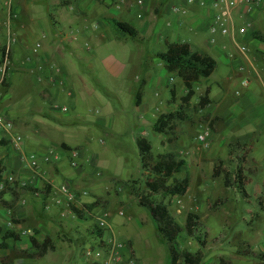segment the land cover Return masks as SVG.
<instances>
[{"label":"crops","instance_id":"crops-1","mask_svg":"<svg viewBox=\"0 0 264 264\" xmlns=\"http://www.w3.org/2000/svg\"><path fill=\"white\" fill-rule=\"evenodd\" d=\"M199 1L142 0L138 3V0H0V34L2 39H7L8 34L6 42L10 48L11 63L6 85L0 84V87L3 90L10 88V79L14 73H21L29 77V85L33 86L39 100L45 104L39 106L40 113L35 118L36 129L27 136L26 143L22 142L20 150L11 144L8 139L10 135L0 137V183H4V188L0 189V244H2L0 264H32L33 260L37 259H42L39 264H52L47 252L41 257L34 255L30 237L34 236L42 241L47 236L51 239L52 245L55 243L54 237L48 234L45 227L50 220L47 217L44 219L45 216L38 217L40 211L37 214L34 212L26 196L30 202L37 205L34 201L36 198L29 192L31 191L29 188L22 186V182L31 185L34 190H40L39 202L49 211L53 206L46 204V201L50 197L55 198L54 175L63 171L62 164L67 161L68 155L76 153L80 160L86 157V152L79 148L78 144L92 142V135L88 130L100 128L114 131L127 121L126 104L122 103L125 107H113L92 84L91 81L98 79L90 78L86 71L80 68V64L83 63L97 71L98 65L95 62L99 61L108 75L118 81L117 85H103L106 86L108 96L114 98L128 96L129 111L134 114L135 123L149 124L153 129L158 116L161 113H170L167 112L172 108L170 104H175L174 98L182 97L186 89L184 87V94L180 95L175 87L170 88L171 98L160 100L159 89L167 85V78L160 74L154 75L149 66L154 60L156 64L166 69L159 55L166 51L168 43H181L184 54L190 55L193 52L206 54L215 60V68L220 61L225 67L215 79L219 89L215 95H211V86L205 84L204 91L209 92V102L200 109L202 113L210 115V120L216 119L217 126L215 125L213 136H218L220 132L229 131L240 124L244 126L253 123L252 129L255 131L264 128V0H250L249 4L244 0H237L235 6H230L227 0H204L203 6L198 4ZM100 5L105 6L106 10L97 12ZM174 7L178 11H175ZM216 12L223 14L228 33L210 31L209 27ZM246 22H250V26L245 33H239L238 27ZM118 23L127 24L130 31L121 29ZM165 27H171L173 32ZM181 28L191 32L187 38L188 43L179 40ZM11 33L14 34V38ZM146 34H151L152 38L154 36L156 42L163 41L164 47L156 51L152 50L154 46L149 50L145 49L142 41ZM81 35L84 40L80 38ZM92 37L95 40H102L99 44L101 46L90 44L88 40ZM127 37L137 40L128 42ZM211 37L215 40L211 41ZM6 42L1 43L0 39V59ZM166 71L170 73L172 78L170 80L178 76L176 71L169 72L167 69ZM212 73L208 77L200 78L195 84L203 82L204 79L208 82L207 79ZM153 87L156 89L153 95L158 96L157 103H160L158 107L151 104L150 89ZM91 101L99 103V107H87ZM244 114L247 118L243 116ZM25 126L26 122L22 127ZM65 126L70 128L65 137L54 141L53 132L63 131ZM17 127L19 128L12 121V134H20ZM80 128L85 130L82 137L74 130ZM144 132L134 137L135 142L138 137H145ZM161 132L166 134L165 131ZM164 138L165 136L163 140ZM232 142L239 144V141ZM230 144L231 142L228 148ZM59 149L63 152L62 155L67 156L64 158L55 156L50 162L44 160V156L50 150ZM23 153L36 154L39 170L29 168L28 159L22 156ZM202 156L206 157L207 154ZM202 156L195 152L194 157H191L192 164L196 165V161ZM203 160L205 162V158ZM221 160H216L217 165H220ZM251 161L250 167H247L246 163L247 170L245 167L244 172L251 173L258 169L257 160L253 157ZM81 165L82 163H79L78 170L74 171L76 182L68 179L79 193L85 190L83 184L87 177L82 173ZM184 167L185 162L178 175ZM10 175L16 178L15 182L7 181L6 178ZM179 177H183V174ZM187 194H190L188 190ZM183 197L185 196L173 195L172 200L176 202L177 199L181 203ZM193 197L194 199L184 208L187 213L198 214V231L204 226L203 231L208 237L200 215L202 208L208 207V201L204 204L201 199ZM93 199V196H82L81 207L87 204V201L91 203ZM54 207L58 208L55 202ZM260 207L264 209V202L260 201ZM181 213L182 210L179 208L175 214L171 212L183 227L187 213L183 221L180 218ZM2 220H6V223L2 224ZM108 225L109 230L103 236L105 238L101 240L102 243L109 237L117 238L118 234L121 235V231H116L111 223ZM8 231L13 232L14 236L4 238ZM119 238L124 242L123 258L116 264H140L131 239L122 235ZM179 240H182L181 234L177 247L185 250V238L181 244ZM247 247L250 254H240L238 249L232 251L233 254L222 251L217 261L210 264H264V249L256 251L249 245ZM199 248H203L206 256L205 246L200 245ZM59 253L57 252V255ZM82 258L89 262L77 264H92L93 261L100 264L96 256ZM60 263L64 264V261H56L55 264ZM167 264H171V260Z\"/></svg>","mask_w":264,"mask_h":264},{"label":"rangeland","instance_id":"rangeland-1","mask_svg":"<svg viewBox=\"0 0 264 264\" xmlns=\"http://www.w3.org/2000/svg\"><path fill=\"white\" fill-rule=\"evenodd\" d=\"M98 10L101 12L106 8L100 5L97 7V12ZM161 23L164 24L163 21ZM165 28L173 32L171 27ZM180 31L179 40L188 43L187 38L190 37L191 32L185 28H181ZM11 35L14 38V34L11 33ZM205 36H207V33ZM6 38L2 39L0 34L1 43L8 40V34H6ZM80 38L85 39L82 35ZM134 40L137 39L131 37L126 39L128 42ZM154 40L156 42L154 36L152 38L151 34H146L142 45L147 50L151 46H154L152 49L154 51L161 50L164 47V42H156L155 44ZM88 41L97 47L101 46L99 44L102 42V40H95L93 37ZM5 45L9 46L8 43ZM95 63L98 65L97 71H93L90 66L83 63L80 64V68L85 70L90 78L98 79V81H91L92 84L113 107H125L123 104H126L125 108L128 110L126 113L127 121L120 124L119 128L114 129L115 133L108 129H89L92 142L78 144L79 148L83 149L87 154L86 157H88L80 160L78 157L73 158L72 155H68L67 161L62 164L63 171L54 175L55 196L57 197L60 195L58 188L63 181L72 179L73 183L76 182L74 171L76 172L79 166H72L70 161L72 159L80 160L82 173L87 176L83 187L88 192L87 197L93 196L94 198L91 203L87 201L89 208L86 206H72L71 212L62 215L61 209L54 207L55 198L50 197L46 201V204L53 206L52 210L48 211L39 202L40 197L34 199L37 202L36 205L30 202L31 200L26 196L34 212L36 214L39 211L41 212L37 216H45L44 219L47 217L50 220L45 226L48 234L54 237L55 243L52 245V249L47 251L50 262L52 264H55L56 261H64V264L89 262L82 258V249L89 244L95 247L101 244L93 239L92 230L97 217L102 215L104 211L108 212L106 216L108 223H111L116 231H121L122 236H128L131 239L140 264H167L171 260L168 245L158 234L155 221L149 210L138 204L137 195L143 190L145 192V179L149 175L142 168L139 150L134 139L139 133L143 134L142 131H145V138L151 143V153L154 157L172 152L178 158L184 160L185 167L180 175L177 174V177L183 174V176L187 175L189 179L188 192L190 194L186 195V192L183 195L185 197L181 198V203L177 199L174 202L172 196L161 193L155 194L153 197L166 203L172 214H175L178 208L181 209L180 218L182 221L187 213L184 206L194 199L193 196L201 199L204 204L208 201V207L202 208L200 211L208 237L203 231L204 226L200 231L195 232V234H200L202 240H204L206 256L202 264L217 261L222 251L233 254L232 251L238 249L240 254L247 255L250 254L248 245L256 251L261 248L264 249V209L260 207V201L264 202V128L255 131L252 129L253 123L244 126L240 124L232 129L230 128L229 131L220 132V135L214 137L213 132L216 130L215 125L217 126L216 119L210 120L209 114L202 113L200 109L204 108L206 104L201 107L198 103L199 97L205 94V84L208 83L211 86L212 96L219 91L215 79L225 70L221 61L218 62L214 72L207 79L208 82L204 79L203 82L194 85L195 93L188 103H184L181 96L174 98L175 104H170L172 108L167 112L178 110L181 112L182 118L177 116L171 128L164 130L166 134L154 131L149 124L135 123L134 114L129 111L128 96L123 98L108 96L106 86L117 85L118 81L108 75L99 61ZM151 63L149 68L154 75L160 74L167 78V85L159 89L160 100L170 99V88L173 87L176 88L178 94H184V85L179 76L176 75L173 80H170L172 78H170V73L166 69L156 64L154 60ZM10 69L9 58V65L3 80L0 74V84L2 86L6 85L7 74ZM10 80V88L3 90L0 87V100H3L2 103L0 102V114L10 118L19 126L17 129L22 135L24 143H26L27 136L34 131L33 129H36L35 118L39 116V110L41 109L39 106L42 107L44 103L39 100L33 86L29 85V77L21 73H14ZM155 90L154 87L152 90L150 89L151 104L153 107H158V104H160L157 103L158 96L153 95ZM87 107L98 108L99 103L91 101ZM243 116L247 118L245 114ZM24 122L27 123V126L22 127ZM201 124L203 126H200ZM205 127L210 129L208 147H204L197 140V134ZM69 129L65 126L61 132L54 131L52 139L54 141L63 139ZM74 130H77L81 137L85 132L81 128ZM232 141H239V144ZM195 152H198L201 156L202 154H207V156H202L200 160L196 161V165H193L191 157H194ZM48 154L52 158L67 156L62 155L61 149L50 150ZM253 157L257 160L256 166H258V169L251 173L244 172L246 163L248 164L247 167L251 166V158ZM219 159H222L219 165V175L213 176ZM96 171H99V174H96ZM225 174L230 179V187L225 186ZM235 180H241V184L234 183ZM171 181L172 179H169L168 183ZM218 200L222 202L215 204ZM216 206L218 207L216 208ZM73 207H76L79 213L74 211ZM120 210L124 211V215H120ZM1 223L5 224L6 220H2ZM121 235H116L117 239H120ZM181 237L182 240L185 238L184 247L187 251L195 252L201 245L195 235L190 236L186 231L181 233ZM182 240H179V244L182 243ZM57 252L60 253L57 255ZM40 261L42 259L33 260L32 264H39Z\"/></svg>","mask_w":264,"mask_h":264},{"label":"trees","instance_id":"trees-1","mask_svg":"<svg viewBox=\"0 0 264 264\" xmlns=\"http://www.w3.org/2000/svg\"><path fill=\"white\" fill-rule=\"evenodd\" d=\"M118 26L123 30L130 31L129 26L125 23H118ZM182 46L181 43H168L166 51L159 56L164 61L166 69L169 72L176 71L178 76L182 79L186 92L181 99L184 103H188L195 93V82L199 81L200 78L208 77L213 72L216 62L209 55L198 52L186 55L182 51ZM208 93V90H205V94L199 97L198 103L201 107L209 102ZM177 116L182 118V114L178 110L170 113H161L154 123L153 129L161 132L171 128ZM136 144L139 150L142 168L149 174L145 179V192H143V190L137 195L138 204L147 208L156 222L158 234L168 245L171 264H201L205 256L203 248H199L195 252H190L178 249L177 247L178 237L183 230L190 236L195 235V238L201 242V247H203L204 240H202L200 234H195L199 227L198 214L195 212H188L185 224L182 227L171 214L168 205L153 197V195L158 193L173 196L184 195L187 192L189 185L188 177H177V174L180 173L184 165V160L178 158L172 152L159 154L154 157L151 153V143L145 137H138L136 139ZM218 175L219 165L214 169V176ZM169 179H172L170 183H168ZM224 183L227 187L231 185L230 179L226 174ZM234 183L240 185L241 180H235ZM26 187L29 188L28 190H34L31 185L27 184ZM219 202L221 203L222 201L218 200L215 204ZM84 206L89 208V204H85ZM73 210L78 212L76 207H73ZM97 233H100V229L97 227L95 221L92 235H96ZM12 236H14L13 232L8 231L3 237ZM30 243L34 248V255L37 257L43 256L48 249L52 247L51 239L47 236L42 241L32 236L30 237ZM1 245L2 244H0V246Z\"/></svg>","mask_w":264,"mask_h":264},{"label":"built area","instance_id":"built-area-1","mask_svg":"<svg viewBox=\"0 0 264 264\" xmlns=\"http://www.w3.org/2000/svg\"><path fill=\"white\" fill-rule=\"evenodd\" d=\"M141 1L142 0H138V3H141ZM187 1L192 2L193 0H187ZM227 2L230 6H235L237 4V0H227ZM244 2L246 4H249L250 0H244ZM198 4L200 6H203L205 5V1L200 0ZM173 9L175 11H178L176 7H174ZM249 26H250V22H246L243 25H240L238 27V32L241 34L245 33ZM209 29L212 33L217 30H219L222 34L228 33V28L224 23L223 14L221 12H216L214 14L213 22L211 23ZM210 40L214 41L215 38L211 37ZM37 45L39 44L37 43ZM9 58H10V48L9 46H6L5 49L3 50L1 63H0V74L2 80L5 77L6 69L8 68L9 65ZM11 129H12V121L5 115L0 114V137H5L7 136V134L8 136L10 135L8 139L10 140L11 144L16 149L20 150L22 146L23 138L20 134L17 133L12 134ZM197 140L204 147H208L210 143V129L208 127H205L201 132H199L197 134ZM22 156L28 159V165L30 169L34 171L39 170L40 166L36 154L31 153L27 155L23 153ZM72 156L76 158L77 154L73 153ZM51 159L52 157L49 154L44 156V160L46 162H50ZM71 165L77 167L79 166V163L77 162V160L73 159L71 160ZM97 174H99V171L97 172ZM6 179L10 183L15 182L16 180V178L11 175L8 176ZM26 185L27 183L23 181L22 186H26ZM2 188H4L3 182L0 183V189ZM29 192L34 196V198H39L41 195V192L37 190H31ZM58 192H60L59 193L60 195H58L57 197L55 196V204L61 209L62 215L71 212L72 206L81 207L82 206L81 197L88 193L86 190H82L80 193L77 192L74 189L71 181L68 179H66L60 184L58 188ZM107 213L108 212L104 211L102 215H100L96 219V224L97 227L100 229V233L99 234L97 233L96 234L97 236L94 235V239H96L99 242V244L100 243L101 244L97 247H95L92 244L86 245L82 249V254L86 259L96 256L100 260V264H116L119 261H121L123 258L122 248L124 246V242L123 240L117 239L113 236L105 240V243H102L101 240H104L105 238L103 236L109 230V225L106 218ZM119 213L120 215H124L123 210H120ZM92 264L95 263L92 262Z\"/></svg>","mask_w":264,"mask_h":264}]
</instances>
